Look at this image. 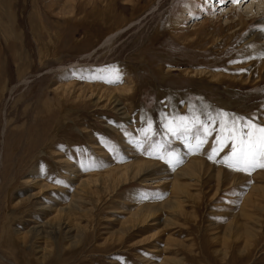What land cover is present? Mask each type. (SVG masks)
Masks as SVG:
<instances>
[{
  "label": "rangeland",
  "instance_id": "1",
  "mask_svg": "<svg viewBox=\"0 0 264 264\" xmlns=\"http://www.w3.org/2000/svg\"><path fill=\"white\" fill-rule=\"evenodd\" d=\"M259 2L0 0V264H264V169L217 143L264 124Z\"/></svg>",
  "mask_w": 264,
  "mask_h": 264
},
{
  "label": "snow or ice",
  "instance_id": "2",
  "mask_svg": "<svg viewBox=\"0 0 264 264\" xmlns=\"http://www.w3.org/2000/svg\"><path fill=\"white\" fill-rule=\"evenodd\" d=\"M231 2L239 3V0H231ZM181 119L183 120V118ZM212 120L213 118L210 116L208 123H200V129L204 136L215 131V128L210 127ZM220 128L221 134L217 140L220 147H224V141H231V153L223 158L222 163L229 168L246 172L249 175L257 168L264 169V124L256 123L254 119L232 117L230 127L221 122ZM169 131L176 136L178 133H187L189 129L180 124L176 128L170 127ZM224 131H227V136L223 135ZM197 141V147L205 142L204 139L199 137ZM216 153L217 149H213V156ZM213 156H209V159H213Z\"/></svg>",
  "mask_w": 264,
  "mask_h": 264
},
{
  "label": "bare ground",
  "instance_id": "3",
  "mask_svg": "<svg viewBox=\"0 0 264 264\" xmlns=\"http://www.w3.org/2000/svg\"><path fill=\"white\" fill-rule=\"evenodd\" d=\"M258 1H263V0H258ZM259 2V3H260ZM255 3V2H254ZM257 4L256 6L254 5V9H252L253 7L252 6H250V8L254 11H256V14H255V16H254V18H252L251 20H253V19H256V18H263V16H264V13H262L261 12V9L263 8V6H261L260 4ZM264 3V2H263ZM250 9V10H251ZM262 10H264V9H262ZM236 11H238V13H239V16L241 17V20L242 19H244L245 18V14L242 12V11H240V10H236ZM246 13V12H245ZM239 17V18H240ZM250 20V21H251ZM264 22V21H263ZM111 37L112 36H110L109 38H108V42H109V40L111 39ZM155 167V165L154 164H152V163H149V162H145V163H137L136 165H133L132 167H128L127 169H122V171H113L112 172V176H113V179L114 180H121V179H123V178H126V179H128V177L129 176H131L130 175V172H129V170H132L131 172V174L133 175V178H136V177H138L139 175H142L143 173H149V171H151L153 168ZM205 167H204V163L201 161H198L197 162V160H193L191 163H189V165L185 168V169H183L181 172H180V174L179 175H177L175 178H178V177H180V176H182V175H185L186 177H187V179H193V178H196V177H199V174H202V173H200V172H202V171H205V169H204ZM206 169H207V171H209L210 170V168H207V166H206ZM216 176V175H215ZM93 177H95V176H93ZM141 177V176H140ZM202 177V176H201ZM212 178H214V176H211ZM239 177H241V176H239ZM238 179V177H233V181H235V180H237ZM199 180H201V179H199ZM196 181H198V178H197V180ZM226 181L228 182L229 181V178L227 177L226 178ZM98 182H100V179H97V180H95V185L97 186V184H98ZM220 183V182H219ZM94 185V186H95ZM83 187L85 188L86 187V185L84 184L83 185ZM53 190V189H52ZM55 190V189H54Z\"/></svg>",
  "mask_w": 264,
  "mask_h": 264
}]
</instances>
